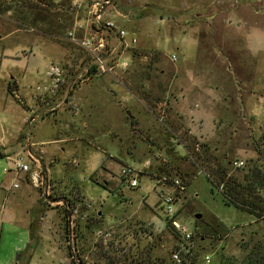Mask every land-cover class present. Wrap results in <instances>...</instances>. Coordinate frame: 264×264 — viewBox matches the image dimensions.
Segmentation results:
<instances>
[{
  "label": "rangeland",
  "instance_id": "obj_1",
  "mask_svg": "<svg viewBox=\"0 0 264 264\" xmlns=\"http://www.w3.org/2000/svg\"><path fill=\"white\" fill-rule=\"evenodd\" d=\"M29 1L0 11V264H175L177 251L186 264H245L264 254V219L226 205L190 146L264 162V1L113 0L96 21L95 2L107 0H73L74 21L55 35L22 19ZM92 38L105 70L80 45ZM199 84L224 87L190 99L213 114L194 122L201 137L176 108L179 86ZM17 158L27 173L15 174ZM164 195L175 197L168 218Z\"/></svg>",
  "mask_w": 264,
  "mask_h": 264
},
{
  "label": "trees",
  "instance_id": "obj_2",
  "mask_svg": "<svg viewBox=\"0 0 264 264\" xmlns=\"http://www.w3.org/2000/svg\"><path fill=\"white\" fill-rule=\"evenodd\" d=\"M72 1L61 0L58 4L54 0L22 2L20 5L23 12L20 14L29 25L40 26L43 33L55 35L65 31L69 23L72 24L74 21L76 10L72 9ZM3 2L4 0H0V11H10V8L2 6ZM9 92L13 93L11 86ZM190 146H192L193 155L197 156V160L204 159L209 162L206 176L213 189L221 190L226 205L234 206L253 215L257 221L264 219V162L260 165L262 158L247 163L243 168L233 170L232 162L227 161L226 153L223 155L211 154L209 145L198 142H191ZM190 146L184 147L187 149ZM198 148L202 150V153L198 152ZM130 264H135V262ZM159 264H165V261L161 260ZM182 264H186V260ZM245 264H264V254L261 251H250L245 259Z\"/></svg>",
  "mask_w": 264,
  "mask_h": 264
},
{
  "label": "built area",
  "instance_id": "obj_3",
  "mask_svg": "<svg viewBox=\"0 0 264 264\" xmlns=\"http://www.w3.org/2000/svg\"><path fill=\"white\" fill-rule=\"evenodd\" d=\"M107 2V1H106ZM103 5L98 3V2H95L94 6H93V14H92V17L94 14L97 13V11L102 7ZM100 17L101 15H97L96 18H93L94 20L96 21H99L100 20ZM104 27L109 30L110 32L112 33H115L117 34V38L121 41V42H125L127 43L126 41V37L128 36V32H126L124 29H120L116 26V24L113 22V21H107L105 22L104 24ZM69 35L71 38L75 39L74 37V34L73 32H69ZM102 41V40H101ZM132 42V43H131ZM130 42V44H136L137 43V40L135 38H132V41ZM128 44V43H127ZM80 45L85 49L87 50L89 53H91V55L93 56V62L95 65H97V67H99L100 69H103L105 70V62L103 60V56H100L99 55V51L104 48L102 42H100L99 44H96L92 39H87V40H84L80 43ZM129 45V44H128ZM175 59V58H174ZM126 63H124V66L123 67H126ZM52 71L54 73H57V75H59V71L58 69L56 68H52ZM263 117H264V113H263ZM232 167L237 169V168H242L244 167V162L241 161V160H234L232 163H231ZM8 171V170H6ZM29 171V166L28 164L24 163L23 162V159H15L14 161V172L15 174L19 175L20 173H27ZM36 179V176L34 175L32 177V180L35 181ZM175 186H180L181 185V181L176 179L175 182H174ZM129 186L131 188H136L138 186V180L136 178H133V179H130L129 181ZM14 187H17V185L15 184ZM162 212L166 215V217H170L173 215L174 213V208H173V205H174V196H171V195H164L162 196ZM178 229L181 231L182 235H183V238L185 241L189 242L191 240V236L192 234L186 232L185 230L183 229H180L179 226L177 225V223H174ZM191 247H187V252H186V255H188V253L191 251ZM173 261L175 262V264H182L183 262V253L177 251V252H174L173 255ZM210 257L209 256H206L204 258V261L209 264L210 263Z\"/></svg>",
  "mask_w": 264,
  "mask_h": 264
},
{
  "label": "crops",
  "instance_id": "obj_4",
  "mask_svg": "<svg viewBox=\"0 0 264 264\" xmlns=\"http://www.w3.org/2000/svg\"><path fill=\"white\" fill-rule=\"evenodd\" d=\"M260 1H264V0H260ZM257 15H260V14H257ZM261 22H263L262 20H261ZM255 23V22H254ZM246 27H248L247 25H245ZM254 26H256V28L259 30H261L262 28L260 27L261 25H260V23H258V22H256L255 24H254ZM179 88H180V96H183L182 97V100H178V102L176 103V105H177V109L179 110V111H181V114H182V116L183 117H185V118H190L191 120H192V133L193 134H195L197 137H201V136H199L200 134V132H198L197 130H195L194 129V126H195V123L194 122H196V121H198V122H202V121H204L205 120V116H206V114L208 115V116H213V114H211L207 109H206V107H204L203 108V110H201V111H198V112H196L195 110H193V109H195V108H192L191 107V101H190V99L191 98H194V100L195 101H193V102H198V99H197V96H201V97H203V100H206L208 97H211V98H213L212 97V95L215 97L216 95H218V97L220 98V96H221V93H222V90H223V86H221V87H219V88H216V87H210V89H211V92H208V91H206L205 89H204V87L201 85V84H199V86H195V87H193V89L192 88H190V89H192V90H187L186 88H184V86H179ZM186 100H189L190 102L187 104L185 101ZM201 105V104H200ZM205 122V121H204ZM213 122V125H214V120L212 121ZM213 127V126H212ZM212 131V130H211ZM207 135V134H206ZM204 138H205V136H203ZM2 259H4V257L2 258ZM7 261L8 262H10V263H12V257L10 258V259H7ZM15 264H20V263H15Z\"/></svg>",
  "mask_w": 264,
  "mask_h": 264
},
{
  "label": "water",
  "instance_id": "obj_5",
  "mask_svg": "<svg viewBox=\"0 0 264 264\" xmlns=\"http://www.w3.org/2000/svg\"><path fill=\"white\" fill-rule=\"evenodd\" d=\"M113 3V0H108L98 11L96 14L93 15V18H96L97 15H101L108 6H110ZM196 219L201 218V215H196Z\"/></svg>",
  "mask_w": 264,
  "mask_h": 264
}]
</instances>
